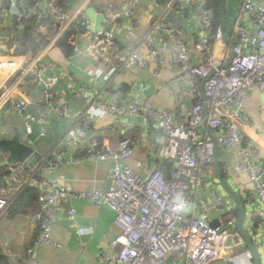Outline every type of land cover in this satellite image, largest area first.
I'll return each instance as SVG.
<instances>
[{
    "label": "built area",
    "instance_id": "obj_1",
    "mask_svg": "<svg viewBox=\"0 0 264 264\" xmlns=\"http://www.w3.org/2000/svg\"><path fill=\"white\" fill-rule=\"evenodd\" d=\"M73 1L77 0H64V6L56 0L44 1V11L53 21L49 22L47 35L36 50L23 54H15L12 49L0 52V73L4 77L1 83H6L0 92V112L7 114L6 123L0 125V138L12 134L10 113L21 122V142L33 148L34 141L29 135L38 124L39 137L45 136L51 112L69 122L63 142L49 156L42 157L34 148L39 166L33 167L28 161L7 165V173L1 176L4 185L0 183V193L6 192L10 197L0 195V213L26 187L39 192V210L34 216L37 233L26 248L23 264H41L37 251L43 245L60 246L53 240L57 210L60 203L73 198L89 200L114 213V223L120 231L111 241L115 252L99 255L103 264H164L170 257L182 264H218L228 242L239 234L237 213L229 212L230 198L211 187L217 182L211 135L217 150H231L237 157L233 165L225 161L221 167L224 178L241 172L247 176L249 187L243 195L244 203L258 204V208L245 217L244 223L253 230L257 245L264 250V159L258 156L260 150L247 139L239 124L250 92L264 89V0H239L233 29L229 36L225 33L226 40L220 26L213 25V9L207 6V0H196L194 7L201 31L194 49L189 47L183 31L170 25L165 17L152 21L150 7L146 10L150 27L123 58L113 29L119 16L114 10V0H106L103 13L112 28L94 32L86 28L92 25L86 14V6L92 1L72 4ZM150 1L156 5L158 0ZM192 1L168 0L164 10L178 12L191 7ZM141 2L128 1L124 11L127 29L132 28ZM7 3L0 0V27L1 20L9 26L11 18L20 15L24 0H7ZM29 11L42 18L35 6ZM71 25L85 29L79 32L70 29ZM66 30H74L70 44L75 54H87L109 63L118 57L124 69H150L154 76H159L163 67L174 63L176 74L168 85L178 104L160 107L151 98L121 95L117 91L105 98L102 88L88 89L83 85H74L70 91L80 108L63 101L58 91L60 75L45 59ZM168 55L172 56L171 62ZM26 83L38 88L33 112L28 111L27 98H14L15 91ZM201 85L205 100L201 98ZM187 96L195 102L186 103ZM93 108L119 118L139 119L143 125L161 132L159 161L148 173L140 174L126 163L134 149L130 137L118 139L115 147L108 143L107 136H102L100 141L92 131ZM66 147L71 151V159L76 161L109 160L108 186L75 191L44 175V169L57 167L66 159ZM4 157L0 152V161ZM25 165L29 166L28 172ZM74 213L73 208L67 211L69 216ZM213 221L217 224L213 225Z\"/></svg>",
    "mask_w": 264,
    "mask_h": 264
},
{
    "label": "crops",
    "instance_id": "obj_2",
    "mask_svg": "<svg viewBox=\"0 0 264 264\" xmlns=\"http://www.w3.org/2000/svg\"><path fill=\"white\" fill-rule=\"evenodd\" d=\"M44 1H38L39 13L42 15V18L38 17L36 21L37 32L40 35L37 45L47 35L49 22L53 21V18L44 11ZM91 1L86 6V10L93 8L97 20H100L101 16L104 18L103 13L106 7V0ZM128 1L114 0L113 4L114 10L119 13L118 18L114 21L113 29L117 35L121 58L126 56L127 52L142 39L150 27L151 22L147 21L146 14V10L150 7H152V21L160 16L165 17L164 19L170 25L176 26L183 31L184 38L189 47L194 49L201 31L194 7L196 0L192 1L191 7L183 8L178 12L164 10L168 0H158L156 5L151 3L150 0H142L138 7L136 20L133 22L131 29L126 28L128 19L124 15ZM80 2L81 0H77L73 1L72 4ZM229 2L230 0H226V3ZM236 3L235 7L230 8L232 9V13L228 15V22L225 23V33L227 36L231 34L233 29L239 0ZM69 12H71V9ZM1 24L2 27L0 28L6 27L2 20ZM73 34L74 30H72L68 42ZM2 40L0 42L4 49H15L13 46L10 48L6 46ZM69 45L71 46V50L65 53L56 44L50 50L45 61L55 73L60 75L61 82L58 91L62 100L68 102L74 108H80V103L73 100L70 96V91L74 85H83L88 89L100 87L103 90L105 98H107L109 93L117 91L121 95H142L151 98L160 107L178 104L168 85V82L176 74L174 63L167 64L162 68L159 76H154L150 69L122 68L121 58L118 57H113L112 62L109 63L91 58L87 54H75L70 42ZM168 59L171 62L172 56L168 55ZM3 78L2 73H0V92L6 86V83H1ZM37 92V87L26 83L15 91L14 98H27L30 101L28 111L33 112L34 105L32 103ZM184 101L188 104L195 102L191 96H187ZM243 112L244 118L239 121V124L247 139L253 141L260 150L258 156L264 159V89H253L250 92V99L246 103ZM4 115L7 114L4 112ZM8 115H12L10 119L12 125L11 132L13 133L14 127L21 129V122L18 117L11 113ZM90 116L92 118V131L98 135L101 142L102 136H107L108 143L115 147L117 140L123 136L132 139L134 149L126 163L136 172L146 174L159 161L157 148L162 140V134L157 128L143 125L139 119L126 120L124 117L119 118L113 114L103 113L97 108L91 109ZM68 124L67 119L58 117L55 113L51 112L48 115L46 132L43 138L39 137L40 125H34L29 137L34 141V148L40 152L42 157L49 156L55 148L61 145ZM110 124L113 125V129L109 128ZM66 151L68 153L66 159L57 167L44 169V175L59 180L75 191H87L95 188L105 189L108 186L107 175L111 166L109 160L95 162L81 159L76 161L71 159L70 149L66 147ZM217 152L220 169L225 161L232 165L237 161L235 153L231 150L219 148ZM37 166H39V161L33 165V167ZM225 179L231 189L244 202L243 195L249 187L246 174L244 172L233 173L229 177H225ZM211 187L225 194L217 182L213 183ZM0 195L7 198L10 197L6 192H2ZM70 208H73L75 211L72 216L67 214ZM257 208L258 204H245L246 216ZM38 210V203H32L29 198L24 196L20 200L15 197L8 207L0 213V250L6 257L7 264H23L26 248L31 245L37 233L34 216ZM229 212L236 213L235 203L231 199ZM197 213L199 216L202 215L200 209H197ZM57 216L58 220L53 229V240L60 246L43 245L40 247L37 251V257L41 264H103L99 255L115 252L111 241L118 235L120 229L115 225L114 213L110 209L97 207L86 199L73 198L59 204ZM245 226L246 224L244 223L245 231L253 240L259 252L261 262L264 264V250L257 245L253 230ZM164 264L182 263L178 259L170 257ZM218 264H254V262L246 243L238 236V238L228 242V246Z\"/></svg>",
    "mask_w": 264,
    "mask_h": 264
},
{
    "label": "water",
    "instance_id": "obj_3",
    "mask_svg": "<svg viewBox=\"0 0 264 264\" xmlns=\"http://www.w3.org/2000/svg\"><path fill=\"white\" fill-rule=\"evenodd\" d=\"M87 17L92 22V25L86 27L89 31L94 32L97 29L104 28L106 30L112 28V24L106 21L102 16L100 20H97L95 15V11L93 8H89L86 10ZM225 22H226V10H225V0H221V23L220 30L224 39L226 40L225 35ZM70 29H75L79 32L83 31L85 27L82 26H70ZM207 79L204 80V82ZM145 92H147L145 90ZM201 98L205 100L203 87H200ZM203 117L206 116V103L204 102ZM125 118V117H124ZM127 120V118H125ZM206 124V121L204 120ZM207 131L210 133V128L207 127ZM211 141L213 143V151H214V161H213V169L214 175L217 183L221 187V189L225 192V194L235 203L236 213H237V221H236V230L239 236L244 240L246 246L249 249L251 254V258L253 259L254 264H262L259 252L253 243V240L249 236V234L245 231L244 221L246 217V209L245 204L241 197H239L229 186L226 179L222 175L219 166V158L218 152L215 144L214 137L211 135ZM0 152L5 154L4 159L0 161V166L6 165H15L28 161L29 165L33 166L38 161V157L34 155V148L30 145H27L20 140V130L18 127L13 128V133L8 138H0ZM217 224V221H213V225Z\"/></svg>",
    "mask_w": 264,
    "mask_h": 264
},
{
    "label": "trees",
    "instance_id": "obj_4",
    "mask_svg": "<svg viewBox=\"0 0 264 264\" xmlns=\"http://www.w3.org/2000/svg\"><path fill=\"white\" fill-rule=\"evenodd\" d=\"M5 5L7 4V0H3ZM39 0H24V7H22L20 11V15L13 16L11 18V23L9 26L4 28H0V40L5 42V45L10 47H14L15 54H23L29 50H36L37 42L40 38L39 33L36 28V21L38 19V15L31 13L30 8L35 6L37 11ZM59 5L64 6V0H57ZM206 4L208 7L213 9V25L214 27H219L221 23V0H207ZM226 4V0H225ZM226 10V5H225ZM228 22V17L226 15V22ZM15 34V35H14ZM72 34V30H66L63 35L57 41L59 47L66 53L70 52L71 46L69 45L68 39ZM42 41V40H41ZM39 45V44H38ZM4 51V47L0 42V52ZM122 90H124L122 88ZM121 93H123L120 90ZM195 100V99H194ZM4 117L0 116V119ZM5 119V118H4ZM2 125V124H1ZM25 172H28L29 166L25 165ZM7 173V165L0 166V183H4V180L1 178L4 174ZM38 190L34 187L28 186L22 192H20L17 196V199H23L24 196L29 198L32 203H37ZM37 231V230H36ZM0 264H7L6 257L2 254L0 250Z\"/></svg>",
    "mask_w": 264,
    "mask_h": 264
},
{
    "label": "rangeland",
    "instance_id": "obj_5",
    "mask_svg": "<svg viewBox=\"0 0 264 264\" xmlns=\"http://www.w3.org/2000/svg\"><path fill=\"white\" fill-rule=\"evenodd\" d=\"M236 2H237V0H230L229 3H226V15H227V17H228V15H230L232 13V9H230V8L235 7L237 4ZM0 116L5 118V119L4 118L0 119V125L5 124L7 117L4 115L3 110L0 112ZM11 118H12V115L9 116V119H11Z\"/></svg>",
    "mask_w": 264,
    "mask_h": 264
}]
</instances>
